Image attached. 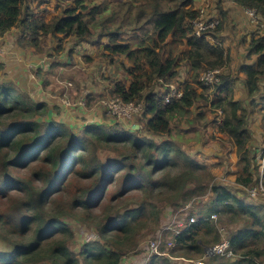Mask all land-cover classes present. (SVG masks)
Here are the masks:
<instances>
[{"label":"trees","instance_id":"trees-1","mask_svg":"<svg viewBox=\"0 0 264 264\" xmlns=\"http://www.w3.org/2000/svg\"><path fill=\"white\" fill-rule=\"evenodd\" d=\"M27 1L0 0V36L17 29L16 45L37 54L48 36L57 53L70 38L77 44L106 39L101 57L109 64L125 59L118 66L130 78L128 84L108 78V95L143 103L144 124L75 131L58 106L0 81V264H120L143 235L161 227L168 210L208 192L212 197L197 214H215L227 226L234 256L203 258L221 239L214 221L201 220L172 236L173 259L154 256L148 264H264V198L247 194L260 178L256 160L264 157V150L254 155L248 113L257 97L264 121V35L251 32L247 62L232 69L222 43L192 35L190 22L199 15L194 0H74L49 20L44 0L35 9ZM231 1L256 9L264 21V0ZM223 27L211 32L214 40ZM182 68L189 73L182 97L162 105V83L175 82ZM217 68H224L220 83L203 86L202 73ZM239 80L244 98L236 96ZM173 121L181 132H198L201 143V130L218 126L236 157L229 182L213 183L211 171L194 159L199 152L191 155L185 146L189 139L171 136ZM72 225L95 231L97 239L72 250Z\"/></svg>","mask_w":264,"mask_h":264},{"label":"rangeland","instance_id":"rangeland-1","mask_svg":"<svg viewBox=\"0 0 264 264\" xmlns=\"http://www.w3.org/2000/svg\"><path fill=\"white\" fill-rule=\"evenodd\" d=\"M44 1L45 3L40 5V7L41 8L47 7L49 9L48 13L45 15V19L49 20L52 16L59 14L63 9H67L71 7V4L73 3L74 0H44ZM221 1H224L225 3H227L229 0L228 1L227 0H212L210 4L204 3L203 5L198 7V9L203 10L204 16H206L207 14H210L208 12V9L218 10L221 7V3H220ZM40 2L41 0H28L26 4L31 3L33 6V9H35L34 5H37ZM38 15L39 17H41V14H38ZM234 23H235L234 26L230 25L228 27H225V24L223 21L224 27L222 30V32L226 35L227 42L225 44V47H226L225 49L230 54V57H231L230 66L232 69H236L237 67H240L242 64L247 62L245 58L247 55L246 48L251 40L250 34L252 31H254V28H255L252 24H250L248 18L245 17L241 12H240V19L236 20V22ZM255 31H257V29ZM10 33L11 35L17 34L18 30L14 29ZM106 41L107 40L104 39L103 41L98 43L96 39H93L92 41H89V42H79V44H77L74 41V38L65 40L63 42L61 52H62V55L70 54V56H68V59H67L68 64L60 62L61 63L60 65H63V67L65 68L66 74L71 73L72 76L70 79L69 77L65 78L58 74L56 83L61 85L60 82L62 81L72 82L74 84V90L76 93H78L80 89L84 87H88L90 89L95 88L99 91L98 96L100 97H103L104 95L109 94L110 92L109 88H107L110 85L108 78H113V79L116 78V80H121L124 83L128 84L130 78L126 74H124L123 71L118 66V63L124 62L125 64H127L125 59H123L122 57L116 58L114 62H110L109 64L107 60L101 57L103 53L102 46L106 44ZM56 47H57V41L55 39H52L50 36H48L45 38L44 52L39 53V54H41L42 56H47L49 58V62L52 63L55 59H57V57L55 56L59 54L55 51ZM188 77H189V73L187 72V68H182L179 72V76L176 78V81L173 83L180 87H184L183 82L187 80ZM241 87H242L241 80H239L237 82V88H236V92H237L236 96L238 98L245 97V92L243 93ZM62 89H63V86H62ZM28 94L31 97V94L30 93ZM254 100H256L258 105L256 108L248 107V113H249V123H250L249 125L253 132V141H254L253 143H254L255 148L258 149V151L254 154L255 157H257L258 155L261 154L262 150H264V121L262 120L263 114L259 110L261 107V105L259 104V99L256 97ZM47 104L49 106H54L56 105V101L49 100L47 101ZM138 121L141 125L144 124L143 122H141L144 120H140V119L135 121V123H137ZM179 123L180 124L178 128H182L181 129L182 131L185 130L186 125L184 121L181 120ZM174 125H176L175 121H173L171 124V136L178 137L179 135H181L185 137V139H189L187 142H185V146L188 147V150H190L191 155H193L196 151L199 152V153L197 152L198 154L194 157V159L197 162L204 163L207 166L208 170L211 171V173L214 175L213 183L214 182L215 183L216 182H223V183L229 182L232 178L230 173L231 171L235 169L236 157H235V152L229 146V140H227V137L220 135L218 133V126L210 125L205 130H201V134L204 137L203 142L201 143L199 141L201 137H199L198 132L184 133V132L179 131L178 128L176 129ZM190 142H192V144H190ZM256 163L258 164L257 168L259 172V163L257 160H256ZM211 197H212L211 193L208 192L204 196L195 197L194 199H192L193 201L190 200L183 207L189 206V204L192 202L193 209H196V210L203 209L208 204L207 202L211 199ZM191 210L192 209L190 207L187 209L188 215L192 214V212H189ZM169 218L170 217H167V219H164L161 224V227H159L156 231L147 233L140 238L138 247H137L138 254H131L128 256L131 258V261L129 262V264L135 259L136 255L139 258L141 252L144 250L148 241L153 239L156 233L163 226L167 225ZM216 226L217 228L223 229V231L219 233L221 241L224 239H228L226 236L227 226L222 224L219 221V218L216 223ZM72 227L75 231V241L72 242L70 248L74 251L79 250L80 243H83L84 241H89L92 239L93 240L97 239L95 231L89 232L87 228L82 227L81 225L80 226L72 225ZM80 236H82V239H81L82 241H80ZM3 247H4V244L0 240V248H3ZM209 256H212V255H209ZM203 258L209 259L210 257L203 256ZM170 262L172 264H183V263L190 264V263H185V262L178 261V260H171Z\"/></svg>","mask_w":264,"mask_h":264},{"label":"built area","instance_id":"built-area-1","mask_svg":"<svg viewBox=\"0 0 264 264\" xmlns=\"http://www.w3.org/2000/svg\"><path fill=\"white\" fill-rule=\"evenodd\" d=\"M240 9L243 15L248 18L250 24L259 29L261 34H264V22L261 20L256 9L244 7H241ZM218 25L219 19L216 18L215 15L204 16L203 10H200L199 15L191 21L193 35L197 37L207 36L209 32L214 30ZM6 53L7 51L5 48L0 45V57ZM49 64V58L41 55L35 63L30 65L28 63L26 66L33 69L38 67L44 68ZM221 74L222 69H211L205 71L200 77V82L203 86L213 87L220 83ZM6 77V80H11L8 76ZM31 78L34 79V75H31ZM0 81H5V78H2L1 69ZM159 82L162 81L159 80ZM60 84L64 87L62 91L59 94H45L43 101L45 103L49 100L56 101V106L61 109L64 115L66 114V121L75 131L82 129L89 124L109 126L119 124L125 128H131L135 124V121L142 117L145 110L143 103H136L134 101L127 102L121 98L112 97L108 94L95 101V98H93V91L88 87H84L76 93L72 82L62 81ZM161 90L165 93L162 100V105L164 106L169 104L173 99L181 98L184 91L183 88L174 83L164 84V87L161 88ZM94 112H97L98 114L94 115ZM258 163L260 178L256 184L247 190L248 196L252 199H257L259 197L264 198V157L259 159ZM189 207L192 209L189 211L192 212L191 215L187 214V209ZM196 214L197 210L193 209L192 202L189 206L173 213L167 225L162 227L153 239L148 241L139 258L136 255L135 259H137H134L130 264H148L154 256L169 257V251L176 247V242L169 237L170 232H173L176 235L183 233L187 231L193 223H196L199 220H211L214 221L215 224L218 221V217L215 214H212L207 218L197 216ZM217 229L219 233L223 231L222 228ZM205 256H221L230 258L234 256V253L231 249L230 241L228 239H224L219 244L207 249L205 251ZM130 261L131 258L129 257V262ZM120 264L124 263L122 262ZM194 264L203 263L195 262Z\"/></svg>","mask_w":264,"mask_h":264},{"label":"crops","instance_id":"crops-1","mask_svg":"<svg viewBox=\"0 0 264 264\" xmlns=\"http://www.w3.org/2000/svg\"><path fill=\"white\" fill-rule=\"evenodd\" d=\"M211 1L212 0H194L195 7L198 8L204 3L210 4ZM220 3L221 7L218 10L208 9V12L210 13V15H220V10L224 11V18L221 17L222 23L224 21L225 27H228L230 25L234 26V22L240 19L241 9L231 1H228L227 3L221 1ZM10 32L8 33L10 35L6 34L4 36H0V44L7 51L5 55L0 57V62H2V68L0 67L2 78H5V81H8L6 80V76L11 78V80L9 81L14 82L21 89L30 93L31 98L36 102H43L44 95L47 93H59L62 90V86L56 83L58 74L65 78L69 77L70 79L72 76L71 73L66 74L65 68L63 67V65H60L61 63L68 64L67 59L70 54L62 55V52H59V54L55 56L57 57V59L53 61L54 63L52 62L49 64V66L44 68L38 67L32 69L30 67H27L26 65L28 63L29 65L35 63L38 60V57L41 56V54H36L33 51L29 50L23 51L16 44H13L15 34L11 35ZM210 40L212 44L222 43L223 47L226 48L225 44L227 40L226 35L223 32L217 34L216 40H214L213 37ZM31 75H34V79L31 78ZM107 88H109L110 90V85ZM91 90L93 91V98H95L98 95L99 91L95 88ZM93 114L95 115L98 113L94 112ZM136 128L138 129L139 127ZM172 214L173 212L171 210H168L165 213L164 219H167V217H170ZM123 263L128 264L129 257L125 258Z\"/></svg>","mask_w":264,"mask_h":264},{"label":"clouds","instance_id":"clouds-1","mask_svg":"<svg viewBox=\"0 0 264 264\" xmlns=\"http://www.w3.org/2000/svg\"><path fill=\"white\" fill-rule=\"evenodd\" d=\"M229 1H231V0H229ZM232 2V1H231ZM234 3V2H233ZM235 4V3H234ZM237 7H239L237 4H235ZM194 6H195V2H194ZM196 8V7H195ZM239 8H241V6L239 7ZM196 10L199 12L200 10L198 9V8H196ZM241 11V10H240ZM242 12V11H241ZM243 14V13H242ZM207 15H210V14H207ZM211 16H213V15H211ZM216 16V18H218L219 19V24L221 23V17H220V15H215ZM260 16V15H259ZM261 18V17H260ZM262 20V19H261ZM263 21V20H262ZM264 22V21H263ZM219 26V25H218ZM190 27L192 28V26H191V22H190ZM217 28V27H216ZM215 28V29H216ZM257 29V28H256ZM255 28H254V32H257L259 35H264V34H261V32H260V30L259 29H257V31H255L256 30ZM213 31V30H212ZM211 31V32H212ZM6 34H8V33H6ZM6 34H4V35H6ZM3 35V36H4ZM192 35H193V28H192ZM195 36V35H194ZM197 37V36H196ZM205 39H207L209 42L211 41L210 39H212V37H211V33H209L207 36H203ZM14 44H16V42H15V40H14V42H13ZM49 66V65H48ZM217 69H220V68H217ZM211 70V69H210ZM208 71V70H207ZM223 72H224V68H222V74H223ZM203 74V73H202ZM221 74V75H222ZM165 84V83H164ZM164 84L162 83V87L161 88H163L164 87ZM169 84H173V83H169ZM181 88H183V90H184V87H181ZM44 102V101H43ZM45 103V102H44ZM135 125H137L136 123L132 126V128L135 126ZM139 126V125H138ZM197 211H198V209H197ZM175 213V212H174ZM197 216H198V214H196ZM172 216V215H171ZM171 216H170V218H171ZM170 218H169V220H170ZM207 218V217H206ZM168 220V221H169ZM199 221H201V220H199ZM204 221H206V220H204ZM208 221V220H207ZM194 224V223H193ZM216 225V224H215ZM164 227V226H163ZM191 227V226H190ZM186 232V231H185ZM184 233V232H183ZM180 234H182V233H180ZM179 235V234H178ZM172 236H176V234L175 233H173V232H170L169 233V237H170V239H172V240H174L173 238H172ZM140 240V239H139ZM139 240H138V243H139ZM175 241V240H174ZM176 242V241H175ZM138 247V246H137ZM176 247H177V244H176ZM176 247L174 248V249H176ZM212 247V246H211ZM211 247H209V248H211ZM209 248H207V249H209ZM174 249H172V250H174ZM206 249V250H207ZM171 250V251H172ZM205 250V251H206ZM234 253V252H233ZM131 254H138V251H137V249H136V251L135 252H133V253H131ZM131 254H129V255H131ZM128 255V256H129ZM170 255V254H169ZM205 255V254H204ZM127 256V257H128ZM127 257H125V258H127ZM125 258H124V260H125ZM169 258H171L170 256H169ZM226 258V257H225ZM231 258V257H230ZM171 259H173V258H171ZM123 260V261H124ZM122 261V262H123ZM181 261H185V263H190V264H194L195 262H193V261H189V260H181ZM121 262V263H122Z\"/></svg>","mask_w":264,"mask_h":264},{"label":"water","instance_id":"water-1","mask_svg":"<svg viewBox=\"0 0 264 264\" xmlns=\"http://www.w3.org/2000/svg\"><path fill=\"white\" fill-rule=\"evenodd\" d=\"M136 127H139L138 125H135L134 127H133V129H137Z\"/></svg>","mask_w":264,"mask_h":264}]
</instances>
